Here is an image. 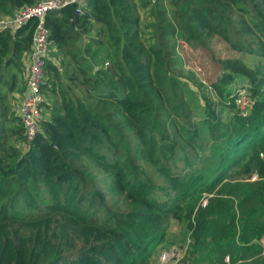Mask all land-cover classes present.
I'll return each mask as SVG.
<instances>
[{
	"label": "trees",
	"instance_id": "obj_1",
	"mask_svg": "<svg viewBox=\"0 0 264 264\" xmlns=\"http://www.w3.org/2000/svg\"><path fill=\"white\" fill-rule=\"evenodd\" d=\"M36 1L0 0V17ZM131 1L83 0L75 20L76 4L45 15L49 53L67 67L60 72L50 54L45 60L41 89L47 99L56 92L59 100L44 101L30 142L13 125V141L3 146L6 107L0 92V264H148L145 249L162 241L158 234L169 218L184 222L189 243L183 264H264V77L238 58L220 61L225 73L217 81L223 88L212 85L217 102L207 104L203 117L214 145L206 149L168 74L175 36L207 48L217 34L232 49L264 59V0ZM138 9L155 17L154 43L144 44L133 26ZM93 23L103 27L96 46L110 31L108 47L116 55L89 79L66 40L87 34ZM33 28L30 20L0 30V86L10 89L15 76L6 74L11 67L20 70ZM89 52L84 46L82 53ZM234 75L245 79L252 95L247 93L251 102L244 110L234 104L237 94L225 90ZM171 114L179 129L164 126ZM186 145L198 147L199 155ZM156 162L159 171L180 162L209 181L206 191L226 182L206 205L195 207L193 193L201 188L186 186L183 196L168 193L151 178ZM92 165L107 175L102 184L109 196L121 197L123 210L104 204Z\"/></svg>",
	"mask_w": 264,
	"mask_h": 264
},
{
	"label": "rangeland",
	"instance_id": "obj_2",
	"mask_svg": "<svg viewBox=\"0 0 264 264\" xmlns=\"http://www.w3.org/2000/svg\"><path fill=\"white\" fill-rule=\"evenodd\" d=\"M131 2H135V0H132ZM166 8L170 13L171 6H166ZM134 17H136L137 24L133 26L138 29L139 36L143 40V43H154V41H152V33L154 25L156 24V21L153 20L154 15L150 16L143 10L138 9L137 12H135ZM100 26L102 25L93 23L92 29H90L87 34L81 37L76 36L80 43V59L86 64L87 68H93V76L97 67H107L116 55L114 48L112 46L110 48L108 47V45L113 41V39L109 38L110 31H105L103 33L100 37L101 46H96L95 41L97 42L99 38L98 35H96V32L98 30H102L103 28L102 27L100 29ZM248 34L252 35L254 38L259 37L253 35L252 33ZM172 40H175V47L173 50L174 55L172 58V65L169 66L168 74L176 84L175 90L179 93L182 102L185 105L188 113L187 118L190 120V123H195L197 132L202 139L201 141L204 142L205 148H214V145L210 142V138L207 136V126L203 122V117L207 104L217 102V98L214 93L217 91L212 87V85L217 83L221 86V88H223V84L217 81L225 73V70L220 65V61L224 59L238 58L249 68H259V71L257 72L258 76L264 77V59L262 56L255 53L253 54L232 49L229 43L217 34L210 35V43L207 48L197 43L189 44L179 36L173 37ZM169 41H171V39H169ZM86 45H89L90 47V52L87 55L82 53V49ZM118 47H120V44ZM106 50L110 53L108 56L104 55ZM93 52L95 54H92L93 57H90V54ZM49 54L51 56V53ZM6 76L8 75L6 74ZM233 77V80H230L228 84L225 85V90L232 94L246 95L251 102V98L247 95V93H249L250 96L252 95L246 87L245 79L239 75H234ZM1 88H3V86H0V89ZM43 115L44 112L41 111V116ZM219 118L224 122L226 120L223 113L220 114ZM169 120L171 121L169 122ZM14 126H20V124L17 122ZM164 126L169 128V130L176 128L179 129L180 122L174 114H171L168 117L167 122L164 123ZM7 136V138L5 137L3 139V146H8L13 141V138L11 139L10 135ZM176 139H181L179 134ZM183 139L184 136L181 140ZM3 146L0 147V155L3 154V149L1 150ZM186 146L189 153L192 155H199L198 147H196V145L195 147L197 149H194L192 145ZM208 163H210V160L202 163V165L208 166ZM169 164L170 166H167L166 170L160 169V171L159 162L153 164L152 170H154V173L151 174L153 176H151L153 182L159 184L161 187H164L168 193H171L174 196L176 193L182 196L183 193L186 194V186H189V189H192L190 186H194L196 190H199L197 188H201L199 190L201 192L195 191L193 193L194 196H198L195 207H203L206 205L207 199L210 198L219 187H221V183L224 181L223 180L216 184L211 191H206L207 187H205V185L209 183L208 180H204L202 177L197 178L199 174L192 175L190 173L191 171H189L186 167H182L180 162H178L174 167H172L171 163ZM234 170L235 169H233L232 172ZM92 173L95 176V183L97 185H101L100 188L104 192V204L110 208V210H123L124 203L122 199H120L121 197L109 196L105 185L102 184V182H106L108 180L107 175H103L104 172L93 165L90 174ZM215 173L216 172L212 173L211 177L215 176ZM86 174L90 177L88 172H86ZM175 174H177V177H175ZM246 180L252 181L254 180V176L252 175ZM224 182H226V180ZM149 191L150 189L145 187L143 189V194H148ZM178 197L180 200L182 199V197ZM158 236L162 241L159 243L156 241L149 243L145 249V253H148L149 255L148 264H183V261L185 260L184 254L187 251L189 243L183 220L167 219L162 229H160Z\"/></svg>",
	"mask_w": 264,
	"mask_h": 264
},
{
	"label": "built area",
	"instance_id": "obj_3",
	"mask_svg": "<svg viewBox=\"0 0 264 264\" xmlns=\"http://www.w3.org/2000/svg\"><path fill=\"white\" fill-rule=\"evenodd\" d=\"M83 0H38L30 5L19 8L12 16L0 17V30L14 29L30 20H34L31 45L27 55L25 74V91L17 104V115L25 142H30L38 131L41 106L45 101L42 85L44 84V63L49 56L50 40L44 26L45 15L50 11L59 10L68 4H76L75 13H79ZM235 106L243 110L250 104L245 95H237Z\"/></svg>",
	"mask_w": 264,
	"mask_h": 264
},
{
	"label": "crops",
	"instance_id": "obj_4",
	"mask_svg": "<svg viewBox=\"0 0 264 264\" xmlns=\"http://www.w3.org/2000/svg\"><path fill=\"white\" fill-rule=\"evenodd\" d=\"M67 47L70 51V56L72 57L73 60H76L79 63V66L83 69L85 77H88L89 79H92L93 77V68L89 69L87 68L86 64L81 61L80 59V43L79 39L76 38L75 36L70 37L69 39L66 40ZM28 53V52H27ZM27 53H25L22 56L21 59V67L20 70L11 67L10 70H8L7 75H13L14 74V79L11 80V87L10 89H7L5 86L0 89V92H4L3 97V103L5 104V120L4 126H5V131L3 138H7V135H10L11 139L13 136L11 135L10 132V127L13 125H16L17 122L19 123V118L17 115V104L20 99V97L24 94L25 91V74H26V65H27ZM51 58H53L51 54ZM66 60V58H64ZM53 63L58 67V70L61 72L62 69H66L67 63L66 62H60L58 59L56 60L53 58ZM63 64V67L61 66ZM62 85H66L67 81L64 78L60 77V80ZM55 81V85H57ZM42 92H48L46 89H44ZM44 98H45V103L51 102L50 100L54 98L55 100H59L58 94L55 92L53 95H49V99H47L45 93H43ZM43 111V110H42ZM41 115V113H40Z\"/></svg>",
	"mask_w": 264,
	"mask_h": 264
},
{
	"label": "water",
	"instance_id": "obj_5",
	"mask_svg": "<svg viewBox=\"0 0 264 264\" xmlns=\"http://www.w3.org/2000/svg\"><path fill=\"white\" fill-rule=\"evenodd\" d=\"M77 16H78V13H75V15H74V20L77 18Z\"/></svg>",
	"mask_w": 264,
	"mask_h": 264
}]
</instances>
